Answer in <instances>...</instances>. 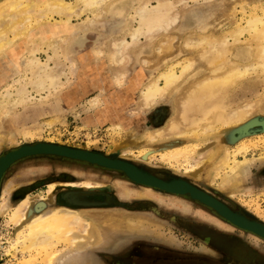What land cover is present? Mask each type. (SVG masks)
Masks as SVG:
<instances>
[{"label":"rangeland","instance_id":"rangeland-1","mask_svg":"<svg viewBox=\"0 0 264 264\" xmlns=\"http://www.w3.org/2000/svg\"><path fill=\"white\" fill-rule=\"evenodd\" d=\"M128 1L131 4L126 9L120 6V2L111 5L104 19L106 23H103L106 28L102 25V28L93 27L85 31L87 43L83 48L76 45L72 38L65 47V55L59 53L61 58L54 55L55 60L54 52L45 48L44 52L38 53L41 62L47 63L50 56L49 67L56 69V63L60 68H57L58 72L53 68L50 70L60 76L65 73L62 74L64 78L61 77L62 85L42 94L30 86L28 90L33 91L22 106L2 112L0 159L25 145L39 143L98 153L112 160L130 163L140 172L164 182L188 183L221 201L238 215L264 225V129L240 134V129L248 122L264 120V75L250 76L226 97L229 110L247 103L255 104V111L243 125L227 134L220 132L207 139L200 136L203 134L200 130V137L154 138L156 132L178 119L180 99L191 83L210 73L207 62L200 56L202 47L199 50L189 48L188 40L210 35L214 39L228 38L232 46L229 61L236 60L241 53L253 50V42L250 41L251 36L245 34L234 44L230 34L236 27L245 26L248 19L264 17V0H165L168 7L174 5L170 7L171 11L174 9L172 24L148 36V39L141 37L136 45L132 44L130 37H126L133 46L130 45V51L128 48V63L121 66L128 74L125 82L120 84L115 81L117 70L110 64L107 52L112 47V41L127 34L130 19L135 16L133 10L142 0ZM158 4L159 0H151L150 8H156ZM79 22L75 20L74 24ZM133 26L138 25L135 23ZM96 49H101L103 54L98 56ZM21 53L19 49H10L0 57V94L10 86L15 92L18 84H14L19 80L28 83L32 79V69L25 67L23 62L30 52ZM191 59L195 66L178 85L159 103L144 107L140 98L144 86L170 66ZM70 61L75 64L72 74ZM97 98L101 100V105L93 109L91 102ZM199 117L191 114L182 130L195 127ZM116 125L121 130L115 128ZM193 148H196L194 153L190 152ZM201 153L208 159L198 167L196 160ZM244 157L255 162L248 166L240 182L223 184V177L228 171L223 162L227 158L229 164L234 159L244 161ZM67 182L78 185L92 182L104 187L84 191L83 187L74 190L58 186L51 196L56 203H50L49 187L53 183ZM64 194L106 195L108 201L109 197L114 201L111 205L99 202L97 205L75 203L69 206L64 204ZM3 195H9V198L5 209L0 210V264H52L57 258L78 260H69L67 264H119L116 259L120 254L127 250L132 257L134 248L139 245L155 249L175 247L181 248V253L212 255L215 252L204 244L202 237L193 233L195 229L206 231L208 228L224 234L219 238L232 232L233 236L264 250L263 238L230 223L228 227L217 224L211 216L223 218L190 197L141 186L124 172L64 157L40 155L12 164L0 181V202ZM24 198L38 199L37 203L43 204L34 213V219L47 210L64 208L91 224L90 235L84 233L86 230L79 229L76 233L84 239L76 249L69 243L60 242L58 234L52 229L54 243L49 250L19 248V251L9 253L11 243L20 244L18 234L25 229H20L19 221L12 219L13 207ZM131 220L146 222L150 226L149 231L133 229L129 225ZM131 257L126 264H135Z\"/></svg>","mask_w":264,"mask_h":264},{"label":"bare ground","instance_id":"bare-ground-1","mask_svg":"<svg viewBox=\"0 0 264 264\" xmlns=\"http://www.w3.org/2000/svg\"><path fill=\"white\" fill-rule=\"evenodd\" d=\"M121 1L122 0H0V57L10 49H19V52H22L21 54L23 55L28 51L30 53L25 55L23 62L25 67H30L32 69V79H30V82L27 83V81L23 82L19 80L14 84H18L16 88L14 87L15 92H12V86H10L0 94V117L3 111L7 109L12 110L28 100L27 98L30 97L29 94L33 90L42 94V92H48L51 89L55 90V88L57 89L60 87L59 85L63 82L61 81V77L64 78L62 74L65 73L59 71L61 76L57 73V68H59V66L57 67L55 62L54 65L57 70L52 66L49 67V62L52 61V57L50 56L49 59L47 58V63L44 64L43 61L41 62L38 53L43 51V48L48 51H53V56L56 55L58 57L60 52L61 55H65V47L69 45L68 41L72 38H74L73 41H75L76 45L83 48L87 43L85 31L89 28L101 27L103 23H106L104 19L111 5L120 2V6L126 9L131 4L128 0L124 2ZM177 1L178 0H176V2ZM166 2L165 0H159V6L151 9V0L140 1L138 6L133 10L135 16L130 19L131 26H129L127 34L123 36L122 39L114 40L115 42L112 41V47L108 49L107 56L112 67L117 70L115 81L118 83L123 84L128 74L121 66L124 63H128L130 45H136L141 37L148 39V36L151 37L152 34L155 35L154 33L158 30L163 28L166 29L172 24L173 15L171 14L174 9L171 11L172 9L170 10V7L173 4L168 7L169 5ZM174 17H176V15ZM75 20L80 22L76 25L74 24ZM135 23H137V27L133 26ZM245 23V26L236 27V29L229 34L234 44H236L243 35L248 34L251 36L250 41L253 42L254 48L252 51L246 52V54L240 52L241 54L238 55L234 61H229L232 46L230 45L231 43L229 44L228 38L214 39V37L212 38L210 35L199 39L188 40L190 41V45H188L189 48L198 49L202 47V52L199 51V53L201 52V58L207 62L210 73L200 78L196 83L190 84L191 86L187 89L185 96L180 99L182 102L180 104L181 108L178 119L172 120L164 130L156 132L154 138L168 139L175 137L188 138L190 136H202L207 139L211 135L213 136L217 133L218 135L221 134L220 132L227 134L235 127L243 125L247 120L249 121L250 116L253 111H255L254 103H247L243 107L229 110V106L226 105L227 102L225 101L229 92L239 83L255 74L260 73L264 75V17H252ZM104 25L103 28H106V24ZM118 27H120V25H118ZM127 36L131 38L132 44L128 42ZM208 47L211 49H208ZM46 50L45 53H47ZM95 52L98 56L103 54L101 49H96ZM55 58L54 56V59ZM59 58H61L60 55ZM59 58H57L58 61ZM70 62V73L72 74L75 71V64L73 61ZM194 66L195 62L192 59L186 60L184 63L178 62L162 71L157 77L155 76L156 78L149 81L141 92L140 98L143 106L149 108L163 100ZM50 68L55 69L57 72L50 70ZM65 76H67V74ZM30 86L33 90L29 91L28 89ZM91 105V108L94 109L101 105V100L97 98L91 102ZM226 108L227 111H225ZM255 108L257 107L255 106ZM191 114L198 115L201 118L199 117L198 123H195V127L192 129L187 131L182 130V126L189 121ZM261 124L264 125V123ZM201 126L202 128H200ZM114 127L120 129L119 125ZM199 130L203 131V134L200 133V136H198ZM194 149L196 148H193L190 152L194 153ZM67 150L70 149L68 148ZM84 153L89 154L90 152L84 151ZM203 154L196 160L198 167L204 164L208 159V156ZM254 162V160L244 157V161L234 159L231 164H229L227 158L226 161L223 162V165H225L228 170L225 177H223V184H226L228 181L229 183L238 180V182H240V178L246 174L248 166H251ZM6 163L7 161L5 160L0 163V173ZM131 171L136 178L141 179L136 168L132 167ZM141 180L152 183L157 182L149 177H145ZM53 184L55 186L51 185L49 187V194L51 195L48 201L50 203L56 201L51 196L52 192H55L58 186L69 187L74 190H77L75 188L83 187V189H86L84 191H91L104 187V185L94 184L92 182L83 183L82 185L71 182ZM145 187L153 188L149 186ZM203 194L212 199L213 201L211 202L214 203V201H216L207 194ZM8 196L4 197L3 195L2 201L0 202V210L5 209L7 206ZM37 202H39L38 199L32 200L30 198H24L18 201L13 207L12 219L19 221L21 226L20 229H25L21 234H18L21 240L20 244L15 242L11 243L9 253L13 250L17 252L19 248L22 250L48 248L49 250L50 246L54 243L52 229L58 234L60 242L69 243L70 247L76 249L79 248L80 242L84 239V237L79 236L76 232H78L79 229H83L86 230L84 233H87L88 236L90 235L92 228L91 224L81 220L77 213L64 208L47 210L34 219V213L43 207V204H38ZM239 222L250 226V224L244 221L239 220ZM129 225L133 229L139 228L141 231H149L150 229V226L147 225L146 222L139 220H131ZM46 252L48 251L46 250ZM69 260L70 259L63 260L57 258L52 264H67L68 262L70 263V261L78 262L76 259Z\"/></svg>","mask_w":264,"mask_h":264},{"label":"water","instance_id":"water-1","mask_svg":"<svg viewBox=\"0 0 264 264\" xmlns=\"http://www.w3.org/2000/svg\"><path fill=\"white\" fill-rule=\"evenodd\" d=\"M261 123H264V120L254 119L248 122L246 125H244L240 129V134H246V133H249L251 130H255L258 128L264 129V125H262ZM258 124H261V125H258ZM66 148L67 149L69 148L70 150H67ZM40 155H52V156L64 157V158H68L72 160L94 164V165L108 168L111 170L124 172L127 175V177L131 179L133 182H135L136 184L153 187V188L159 189L161 191H164L166 193H170L173 195L190 197L192 200L198 201L201 204L211 208L217 215L227 220L228 222L232 223L236 227L264 238V225L263 224L248 220L238 215L237 213L233 212L228 206H226L225 204H223L221 201L217 200L216 198H215L216 201L219 203H217L216 201H214V203L211 202L213 200L207 197L206 195H204L203 193L205 192L197 189L196 187L188 183L164 182L158 178H155V177H152L150 175L140 172L134 165L130 163H127L121 160H112L98 153L90 152L89 154H87V153H84V150L74 149V148L55 145V144H48V143H39L36 145H25L15 151L8 153L6 156L0 159V163L4 160L7 161V163L3 166L2 171L0 173V181L5 171L12 164L22 159L28 158V157L40 156ZM132 167L137 169L138 175L141 177V179H144L145 177H149L153 179L154 181L156 180L157 182L152 183L149 181L141 180L140 178H136L132 174V171H131ZM239 220L250 224V226L239 222Z\"/></svg>","mask_w":264,"mask_h":264},{"label":"flooded vegetation","instance_id":"flooded-vegetation-1","mask_svg":"<svg viewBox=\"0 0 264 264\" xmlns=\"http://www.w3.org/2000/svg\"><path fill=\"white\" fill-rule=\"evenodd\" d=\"M63 199L65 201L64 204H68L69 206L75 203L97 205V203L100 204L101 202L111 205L113 204L112 201H114L112 197H109L108 201L106 195L79 196L64 194ZM211 218L221 226H230L228 222L223 219L221 220V218L215 216H211ZM210 229L208 228L206 231L195 229L193 233L198 235V237H202L204 244L208 245L215 252L212 255L181 253L180 250L164 246L155 249L151 246L139 245L134 248V256L131 257L127 250H125L126 253L120 254L116 260L119 264H126L130 257L135 261V264H264V250L262 248L258 249L251 246L248 242L241 240L240 237L233 236L232 232H228L224 238H219V236L221 237L224 234L218 232L216 229Z\"/></svg>","mask_w":264,"mask_h":264},{"label":"crops","instance_id":"crops-1","mask_svg":"<svg viewBox=\"0 0 264 264\" xmlns=\"http://www.w3.org/2000/svg\"><path fill=\"white\" fill-rule=\"evenodd\" d=\"M172 249H175V250H181V248H175V247H174V248H172Z\"/></svg>","mask_w":264,"mask_h":264}]
</instances>
